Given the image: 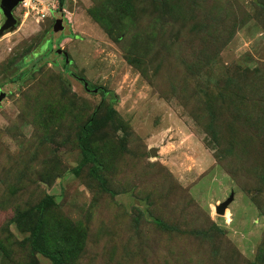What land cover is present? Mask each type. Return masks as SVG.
<instances>
[{
	"label": "rangeland",
	"instance_id": "1",
	"mask_svg": "<svg viewBox=\"0 0 264 264\" xmlns=\"http://www.w3.org/2000/svg\"><path fill=\"white\" fill-rule=\"evenodd\" d=\"M13 12L0 34V264L55 263L32 248L40 213L61 264H264V0Z\"/></svg>",
	"mask_w": 264,
	"mask_h": 264
},
{
	"label": "trees",
	"instance_id": "2",
	"mask_svg": "<svg viewBox=\"0 0 264 264\" xmlns=\"http://www.w3.org/2000/svg\"><path fill=\"white\" fill-rule=\"evenodd\" d=\"M61 0H59L60 2ZM56 20V19H55ZM65 58V56H64ZM67 58H69L67 56ZM79 81L82 82L83 86L86 85V87L84 86V88L87 91H94V89L99 90L101 89L100 86H92L90 84L89 81H87L85 78L83 77H78L77 78ZM95 90V91H96ZM108 90H103V92H107ZM96 110L93 111V113L88 117V119L81 125L79 131H78V136H77V140H78V145L79 148L81 149L82 153H83V157H84V162L87 161H94L96 160L95 157V153L93 152V150L90 147V136L93 133L95 124V112ZM114 111V108L112 106H110L108 108V112L109 115H111ZM46 205L48 204V201H44L42 203V205ZM43 205V206H44ZM157 223H160L159 220H155ZM42 219H41V213L39 214V217L37 219V222L35 223V225L32 228V234H31V243H32V248L35 249L36 251L42 253L43 255L52 258L55 263L54 264H61V254L58 250H50L49 248L44 247L41 244V236H40V227L42 225Z\"/></svg>",
	"mask_w": 264,
	"mask_h": 264
},
{
	"label": "water",
	"instance_id": "3",
	"mask_svg": "<svg viewBox=\"0 0 264 264\" xmlns=\"http://www.w3.org/2000/svg\"><path fill=\"white\" fill-rule=\"evenodd\" d=\"M22 1L23 0H0V12L2 14V19H3L2 24L0 26V34L13 30L17 26L19 21L13 11L18 6V4ZM62 21H63V18H62L61 12L59 11L56 17V20H55V24L62 27L63 26ZM57 51L60 52V49H58ZM64 56H65V61H68L66 53H64ZM84 86L86 87V85ZM95 90L96 89H94V91ZM3 97H5L4 92L0 90V100ZM232 198H233V195L230 194L228 198L220 202L215 208L216 213L224 214L225 208L228 205V203L232 200Z\"/></svg>",
	"mask_w": 264,
	"mask_h": 264
}]
</instances>
